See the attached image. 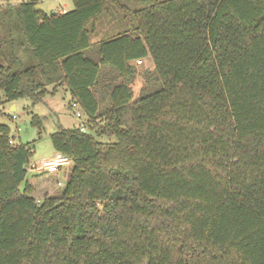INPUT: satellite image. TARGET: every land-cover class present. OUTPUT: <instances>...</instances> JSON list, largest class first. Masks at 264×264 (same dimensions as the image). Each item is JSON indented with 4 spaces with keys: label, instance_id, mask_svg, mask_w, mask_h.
Returning <instances> with one entry per match:
<instances>
[{
    "label": "trees",
    "instance_id": "trees-1",
    "mask_svg": "<svg viewBox=\"0 0 264 264\" xmlns=\"http://www.w3.org/2000/svg\"><path fill=\"white\" fill-rule=\"evenodd\" d=\"M38 2L0 4L2 103L66 86L85 129L51 133L50 193L0 123V264H264V0Z\"/></svg>",
    "mask_w": 264,
    "mask_h": 264
},
{
    "label": "rangeland",
    "instance_id": "rangeland-1",
    "mask_svg": "<svg viewBox=\"0 0 264 264\" xmlns=\"http://www.w3.org/2000/svg\"><path fill=\"white\" fill-rule=\"evenodd\" d=\"M24 0H0V4L20 3ZM60 2L67 3V7H72L71 0H39L38 7L46 11L57 9L61 7ZM132 7H138L140 4L129 3ZM123 29L122 14L114 6L110 7L108 12L102 13L96 23L95 31L90 34L92 42L107 38ZM135 65L138 68V74L133 82L134 98L138 97L145 85L146 77L143 74L144 69H153V63L150 59H143L141 61L135 60ZM3 93L0 91V123L8 124L11 128V135L15 143H29L32 147V155L28 164L38 162L42 158L54 155L56 149L51 139V133L56 131L60 126L72 127L78 125L83 121L85 115L80 106H71V95L63 88H60L54 94H47L43 100L34 101L30 97L21 96L12 101H4L2 103ZM15 104L16 109L12 110L11 105ZM80 107V108H79ZM78 109L82 113L79 117L76 112ZM16 114V118L12 115ZM85 120V119H84ZM19 127V128H17ZM107 138V136H103ZM27 164V166H28ZM72 162L61 168L59 173L62 185L57 184L52 180L49 183L38 182L36 188L39 191L50 189V193L60 192L66 182ZM28 175L33 172L27 171ZM46 184L50 187L45 186ZM53 188V189H52ZM232 264V263H229Z\"/></svg>",
    "mask_w": 264,
    "mask_h": 264
},
{
    "label": "built area",
    "instance_id": "built-area-1",
    "mask_svg": "<svg viewBox=\"0 0 264 264\" xmlns=\"http://www.w3.org/2000/svg\"><path fill=\"white\" fill-rule=\"evenodd\" d=\"M139 61H141V60H139ZM71 106H79V104H78V102L73 101L71 103ZM76 114L79 117H82V113L79 109L76 112ZM12 118H16V114H13ZM80 127L82 130L85 129L83 122L80 123ZM17 128H19V127H17ZM13 141L14 140L11 139V142H13ZM70 160L71 159L67 154H65L61 151H56V153L54 155L48 156L46 158H42L38 162H32V163L28 164L27 171L29 170L31 172H44V171L57 172V171H60L64 165L68 164ZM59 184H61V181L59 182Z\"/></svg>",
    "mask_w": 264,
    "mask_h": 264
},
{
    "label": "crops",
    "instance_id": "crops-1",
    "mask_svg": "<svg viewBox=\"0 0 264 264\" xmlns=\"http://www.w3.org/2000/svg\"><path fill=\"white\" fill-rule=\"evenodd\" d=\"M60 4H61V7H57V9H54V8H53V9H51L50 11H56V12H57V11H62V12H63V11H66V10H68V9L71 8V7H70V8L67 7V3H63V4H62V3L60 2ZM50 11H47V12H50ZM60 88L66 89V90L69 92V90L66 88V86H61V87L58 88V90H59ZM69 93H70V92H69ZM70 95H71V94H70ZM11 108H12V110H15V109H16V105H15V104H12V105H11ZM81 122H82V121H80L78 124H80Z\"/></svg>",
    "mask_w": 264,
    "mask_h": 264
},
{
    "label": "water",
    "instance_id": "water-1",
    "mask_svg": "<svg viewBox=\"0 0 264 264\" xmlns=\"http://www.w3.org/2000/svg\"><path fill=\"white\" fill-rule=\"evenodd\" d=\"M54 13H56V11H54Z\"/></svg>",
    "mask_w": 264,
    "mask_h": 264
}]
</instances>
